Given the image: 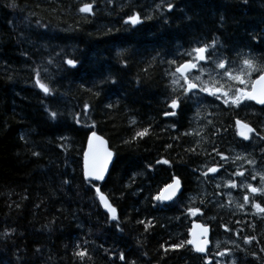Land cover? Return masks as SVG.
I'll return each mask as SVG.
<instances>
[{
	"label": "trees",
	"instance_id": "1",
	"mask_svg": "<svg viewBox=\"0 0 264 264\" xmlns=\"http://www.w3.org/2000/svg\"><path fill=\"white\" fill-rule=\"evenodd\" d=\"M11 3L0 0V264H81L73 255L77 244L92 257L83 264H205V259L264 264L263 220L253 215L251 203L237 207L244 204L241 193L232 205L225 204V193H238L225 185L240 176L214 151L226 155L244 149L249 141L238 139L235 120L264 129V107H252L254 116L242 118L237 108L215 101L200 105L197 115L189 101L176 117L163 115L171 111L172 88L179 92L169 73L190 59L186 52L193 47L215 39L222 45L219 54L237 71L243 58L264 64V0H15L16 8ZM83 3H94V16L79 13ZM167 3L176 5L172 12ZM136 12L143 23L133 28L124 20ZM66 59H76L78 67L69 68ZM213 65L201 66L215 76L221 70ZM36 71L53 94L45 96L36 86ZM198 75L199 70L190 73ZM258 75L252 71L250 81ZM202 79L209 80L208 71ZM85 104L90 106L86 114ZM53 110L60 114L55 120L49 115ZM78 113L80 124L73 119ZM92 123L96 128L85 126ZM143 128H149L148 136L125 143ZM91 131L114 152L106 180L96 185L116 207L122 231L103 212L95 188L82 179ZM257 150L264 153L261 142L251 153ZM159 159L171 163L157 164ZM258 163L264 171V162ZM217 165H222L219 172L200 174ZM173 177L181 179V195L161 205L153 197ZM68 178L70 185L63 183ZM190 207L207 212L212 241L229 255L209 249L198 256L187 244L170 247L188 240ZM140 220L151 226L145 230ZM5 231L13 234L5 237ZM245 236L260 243L246 245ZM121 252L126 262L118 258Z\"/></svg>",
	"mask_w": 264,
	"mask_h": 264
},
{
	"label": "snow or ice",
	"instance_id": "2",
	"mask_svg": "<svg viewBox=\"0 0 264 264\" xmlns=\"http://www.w3.org/2000/svg\"><path fill=\"white\" fill-rule=\"evenodd\" d=\"M245 4L248 3V0H243ZM9 7L16 8L17 5L15 0H12V3L8 5ZM94 3H83L78 11L81 14H86L88 17H92L95 15L94 12ZM160 7L159 5L157 6ZM176 7L173 3H167L166 10L168 12H172ZM151 19V17H148ZM125 24H128L135 28L136 26L143 23L141 15L139 12L129 15L125 20ZM253 39L259 43V39L253 36ZM219 47H222L220 45ZM219 47L217 41L215 39L212 40L211 44H202L199 46L193 47L190 51L186 52V55L190 57V59L186 60L183 63L178 64L175 67V70L170 72L169 75L173 77L171 83L173 85L179 86V92H177V88H172V93L174 94L170 98V103H168V108L171 111L163 113L165 117H176L178 114L183 113L185 107L189 106L188 102L193 101L197 107V115H199V107L202 104H212L215 101H219L222 105L228 108H239L244 101H255L256 104L264 105V64L257 61L255 57H248L242 59V65L240 71L234 72L232 68L229 67L230 61L227 57H222L219 54ZM211 52V55L209 54ZM211 61L215 65V69L221 70L213 75L212 71L203 68L202 64H208ZM69 68L76 69L78 67V61L76 59H66L63 61ZM49 64L52 63L51 60L48 61ZM170 65L177 64L176 60L167 61ZM126 66V65H125ZM193 70H199L200 75L198 76H190V73ZM205 71H208L209 80H203L202 76ZM259 71V78L251 82V72ZM178 74V75H177ZM216 77H220L217 79ZM226 77L227 80L223 78ZM182 81V83H181ZM229 81H235L238 85H243L244 87L234 86L229 83ZM110 82L112 84H116V79H111ZM36 86L40 89L41 92L44 93L45 96L53 94V89L49 86V84L42 82L40 77V72L36 71ZM201 93L204 95L201 96ZM206 97H211L212 100H206ZM107 107L111 108L113 105L109 104ZM90 110V106L88 104L84 105V113L86 114ZM211 115V113H209ZM50 118L55 120L60 115L57 111L49 112ZM73 119L76 124L81 123L80 114H75ZM209 124L213 123L212 121H208ZM135 124V121H133ZM90 129L96 128L95 123L91 125H85ZM174 127V125H173ZM235 134L239 136L243 141H250L253 139V135L258 137L259 141L264 142V129L257 130L256 128L250 126L248 123L241 121L240 119H236L234 123ZM226 130V129H225ZM219 133V129L217 130ZM189 133H185L188 135ZM149 135V128H143V130L136 131L132 136L131 140H126L125 143H131L136 139H143L144 137ZM24 139V137H21ZM107 141L103 139L102 136L98 135L96 131H91L88 136V147L87 151L83 154V177L84 181H87L92 187L95 188L96 196L99 198L100 204L105 208L106 212L109 214V218L111 221H115L116 227L118 230L122 231L119 228V216L117 213L116 207L109 201V197L102 193L101 188L94 184L96 181H105L106 174L109 173V166L113 163L114 152L110 151L107 147ZM63 147V145H61ZM168 148H171L172 145H167ZM194 151V149H193ZM216 154L220 156L221 160H228L229 157L225 156L218 149H214ZM34 156H40L39 152L34 151L32 153ZM236 159H245L244 156H237ZM248 164H255L254 160L249 159ZM157 164L170 165V161L168 159H159L156 161ZM151 167V166H149ZM220 167L222 165L208 167L206 171H202L200 174L207 178L209 174H215L220 171ZM236 176L243 177L245 175L244 171H237L234 173ZM259 176L260 187H255L252 184H246L249 193L252 194H260L264 195V171L257 172L251 176L252 180H255ZM71 178L65 179L63 181L64 184L70 185ZM181 179L179 177H173V183L167 184L157 195L153 197V199L160 203L170 202L178 195L181 194ZM220 185L217 184V188ZM225 187L235 189L237 187V183L235 181H228ZM194 200V198H193ZM244 204H237V207L243 208L245 205L251 203V207L256 211L253 215L259 214L262 218H264V204L261 202L250 201L249 195L245 194L243 196ZM231 203V201H229ZM223 207V205H221ZM188 213L192 216H196L201 213V209L196 208H188ZM138 223L145 224V230L149 226H151V221L145 223V221L140 220ZM238 223H240L238 221ZM254 227V225H253ZM198 230V231H197ZM225 231H230V229L225 225ZM209 228L204 225L197 224L192 230V239L187 241H181L178 244L171 245L170 247L173 250L183 249L185 245H192L191 251L195 253L204 254L207 251L208 246V236ZM12 232L5 231L4 236L12 235ZM259 244L260 242L257 240L256 236H245L243 237V242L246 245H252L253 242ZM219 243L217 247L219 248ZM161 247H164L163 245ZM237 247H239L237 245ZM77 250L73 253L74 256L79 257L81 260V264L85 258L91 259V255L87 248H82L80 244L76 246ZM169 249L167 247L164 248V251L167 252ZM261 252H264V247L260 248ZM220 256L229 255L227 252H219ZM255 257V253H252ZM119 260L126 262V256L123 252L119 253ZM203 258V257H202ZM260 259H264V257H260ZM131 264H135V261H132ZM205 264H212V261L209 259H205ZM232 264H236V261H232Z\"/></svg>",
	"mask_w": 264,
	"mask_h": 264
},
{
	"label": "flooded vegetation",
	"instance_id": "3",
	"mask_svg": "<svg viewBox=\"0 0 264 264\" xmlns=\"http://www.w3.org/2000/svg\"><path fill=\"white\" fill-rule=\"evenodd\" d=\"M250 103V104H249ZM259 108V107H256L253 103H251V102H249V101H244L242 104H241V106L239 107V108H237L239 111H240V113H241V115H242V118H244L245 116H247V115H249L250 114V116H254V114H253V112L252 111H254L255 112V110L253 109V108ZM252 110V111H251ZM249 113V114H248ZM257 113V112H256ZM244 116V117H243ZM243 122H246V121H244V120H242ZM246 123H248V122H246ZM250 126H252L250 123H248ZM234 130H235V127H234ZM237 136V135H236ZM238 137V139L241 141L242 139H240L239 138V136H237ZM253 138H255V139H251L250 140V142H248V141H243V142H248V143H246L244 146H243V148L244 149H239V151L238 150H236V151H231L230 153H228V154H226L225 156H227V157H229V159H231V160H229V164L230 165H233V168L231 169V173H235V172H237L238 170L239 171H244V173H245V175L244 176H249L250 178L248 179V180H245L244 179V176L243 177H241L240 179H238V181H237V188H238V193H232V192H227V193H225L224 194V200H225V204H227V205H232V203H234V198L235 197H238L237 195H239V193H241L242 194V197L245 195V194H247V195H249V197H250V200L252 199H254V200H256V201H258V202H264V195H260V194H252V193H246V190H247V188L246 187H244L246 184H249V183H251L253 186H255V187H260L261 185H259L260 184V180H259V176L257 175V177L258 178H256L255 180H252L251 179V176L253 175V174H255V173H257V171L258 172H262V170L260 169L261 168V165L258 163V162H264V153H262L260 150H257L255 153H251V151L253 150V149H251V148H253V147H257V145H258V143L259 142H261V141H259V139H258V137H255L254 135H253ZM261 144H262V147H264V142H261ZM238 153H240V154H238ZM248 153V154H247ZM241 154H245L244 155V157H245V159H236V157L237 156H241ZM233 155H235V156H233ZM242 155V156H243ZM234 157V158H233ZM250 157V158H249ZM249 159H251V160H254L255 161V164H248V160ZM225 161H227V160H225ZM232 161V162H231ZM236 161V164L234 165L233 163ZM240 166V167H239ZM243 166H245V167H243ZM247 166V167H246ZM239 167V168H238ZM249 167H250V169H249ZM253 168V169H252ZM248 172V173H247ZM249 182V183H248ZM243 189V190H242ZM248 191V190H247ZM188 196H190L191 197V195H188ZM178 199H179V197H178ZM229 201H231V203L229 202ZM190 203V202H189ZM193 203V202H192ZM210 212V211H209ZM201 213L202 214H198V215H196V216H192V215H190L191 216V222H190V225H191V223H193V222H195V221H197L198 223H200V224H202V225H204V220H205V222H207L208 220H211L210 218H207L206 217V211H201ZM259 215V214H258ZM259 217L260 218H262L260 215H259ZM197 219V220H196ZM262 222H263V225H264V218H262ZM208 223V222H207ZM208 227L210 228L209 229V232H210V238H209V241H210V248L209 249H211V251L213 252V253H219L218 252V247H217V242L216 241H212V239H211V227H210V224H208ZM228 253V252H227Z\"/></svg>",
	"mask_w": 264,
	"mask_h": 264
},
{
	"label": "water",
	"instance_id": "4",
	"mask_svg": "<svg viewBox=\"0 0 264 264\" xmlns=\"http://www.w3.org/2000/svg\"><path fill=\"white\" fill-rule=\"evenodd\" d=\"M260 76V75H259ZM259 76H257L254 80H253V82L254 81H256L258 78H259ZM252 103H254L256 106H258V107H261V106H264V105H259V104H256V102L255 101H251ZM89 135H90V133H89ZM88 135V136H89ZM88 136H87V139H86V144H85V149H84V152L85 151H87V147H88ZM104 139V138H103ZM107 147L109 148V146H108V143H107ZM110 150V149H109ZM111 151V150H110ZM84 152H83V154H84ZM83 154H82V174H83V164H84V160H83ZM113 160H114V158H113ZM111 166H112V164L109 166V171H110V169H111ZM107 176H108V174H106V177H105V180H106V178H107ZM104 181H102V182H100V181H96V182H93L94 184H101V183H103ZM171 183H173V181L171 182ZM170 183V184H171ZM181 191H182V188H181ZM180 194H178L174 199H176L178 196H179ZM97 199H98V202H99V204H100V201H99V198L97 197ZM173 199V200H174ZM172 201H170V202H165V203H162V204H164V205H167V204H169V203H171ZM160 203V202H159ZM100 206H101V208L106 212V210H105V208L100 204ZM107 213V212H106ZM108 214V213H107ZM109 215V214H108ZM197 224H200V223H198V222H193V223H191V225H190V231H189V240L190 239H192L193 237H192V230L194 229V227H195V225H197ZM201 225V224H200ZM198 231V230H197ZM207 239H209V233H208V236H207ZM191 248H192V245H189ZM209 247V243H208V246H207V248ZM195 253V252H194ZM195 254H197V255H200V256H202V255H205V253L204 254H199V253H195Z\"/></svg>",
	"mask_w": 264,
	"mask_h": 264
},
{
	"label": "bare ground",
	"instance_id": "5",
	"mask_svg": "<svg viewBox=\"0 0 264 264\" xmlns=\"http://www.w3.org/2000/svg\"><path fill=\"white\" fill-rule=\"evenodd\" d=\"M213 66H215V65H213ZM250 104V103H249ZM89 135V134H88ZM242 141V140H241ZM250 142V141H249ZM85 144H86V141H85ZM253 148H255V147H253ZM253 148H251V149H253ZM84 149H85V146H84ZM83 152H84V150H83ZM240 152V151H239ZM238 154H240V153H238ZM248 154V153H247ZM243 154H241V156H242ZM245 155V154H244ZM243 155V156H244ZM233 156H235V155H233ZM230 157V156H229ZM234 158V157H233ZM250 158V157H249ZM229 160H231V159H229ZM240 160V159H239ZM248 160V159H247ZM232 162V161H231ZM233 164H236V161L233 163ZM252 165V164H251ZM263 165H261V167H262ZM240 167V166H239ZM238 167V168H239ZM243 167H245V166H243ZM247 167V166H246ZM249 169H250V167H249ZM253 169V168H252ZM261 170H262V168H260ZM239 171V170H238ZM258 172V171H257ZM246 173V172H245ZM248 173V172H247ZM250 178V177H249ZM258 178V177H257ZM249 183V182H248ZM251 184V183H250ZM260 185V184H259ZM245 187V186H244ZM238 189V188H237ZM243 190V189H242ZM97 197V196H96ZM178 199V198H177ZM98 202V201H97ZM161 205H164V204H162V203H160ZM165 206V205H164ZM101 207V206H100ZM102 210V209H101ZM104 212V211H103ZM108 216V215H107ZM197 220V219H196ZM195 222H197V221H195ZM204 226H207L208 227V223L207 222H205V220H204ZM209 228V227H208ZM210 229V228H209ZM209 234H210V232H209ZM220 243V242H219ZM188 246V245H187ZM221 250H222V248H220ZM227 250H229V249H227ZM232 251V250H231Z\"/></svg>",
	"mask_w": 264,
	"mask_h": 264
},
{
	"label": "rangeland",
	"instance_id": "6",
	"mask_svg": "<svg viewBox=\"0 0 264 264\" xmlns=\"http://www.w3.org/2000/svg\"><path fill=\"white\" fill-rule=\"evenodd\" d=\"M233 70H234V72H238L237 70H235V68H233ZM232 82L236 83L235 81H232ZM186 199H187V198H186Z\"/></svg>",
	"mask_w": 264,
	"mask_h": 264
}]
</instances>
